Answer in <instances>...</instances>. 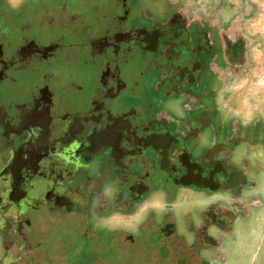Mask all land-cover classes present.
Here are the masks:
<instances>
[{"label": "flooded vegetation", "instance_id": "1", "mask_svg": "<svg viewBox=\"0 0 264 264\" xmlns=\"http://www.w3.org/2000/svg\"><path fill=\"white\" fill-rule=\"evenodd\" d=\"M260 8L259 0H91L72 15H66L67 6L47 8L42 32L33 25L37 14L15 29L0 11V136L6 135L0 140V219L10 221V211L18 209L16 216L26 213L25 224L32 228V217L51 212L46 203L52 197L68 211L85 207L89 201L80 193L74 197L76 188L66 179L73 180L72 187H104L112 159L123 165L119 171L135 170L133 190L127 194L106 184L104 194L113 195L119 207L109 215L100 209L95 219L111 221L113 211L127 219L130 209L141 213L159 198L177 205L185 195L196 196L199 205L208 206V223L198 230L192 223L190 241L177 237L183 247L176 264H231L236 247L256 242L263 248L264 98L251 95L243 105L244 96L232 95L257 68ZM65 28L73 39L61 41ZM58 47L69 48V54L57 56ZM58 60L73 73L93 74L94 83L85 89L64 82L66 94L60 98L56 82H45L37 95L30 90L8 106L12 98L4 96L14 91L10 83L42 82ZM46 110L49 117L43 119ZM32 117L45 126L53 122L58 136L67 133L68 123L75 134L78 126L84 129L64 160L66 178L48 177L64 162L58 151L50 154L51 143L43 138L30 150L19 140ZM120 126L134 134L130 142L119 134ZM115 136L118 143L112 142ZM98 151L105 158H98ZM197 208L192 207L195 213ZM101 228L97 237L94 229L79 225L71 232L81 241L108 243L106 238L112 239ZM31 232L42 238L40 231Z\"/></svg>", "mask_w": 264, "mask_h": 264}, {"label": "rangeland", "instance_id": "2", "mask_svg": "<svg viewBox=\"0 0 264 264\" xmlns=\"http://www.w3.org/2000/svg\"><path fill=\"white\" fill-rule=\"evenodd\" d=\"M90 2L91 0H0V11L10 18V24L15 29L19 27L20 21L26 22L28 19L32 20V18H34L33 14H37L36 22L33 25H36L38 32H42L43 30L45 31L47 25L45 19L48 18L45 16L44 12L47 8L52 9L61 7L65 9L67 6L68 9L65 11L66 15H72L74 12H83ZM259 3L261 5L260 9L263 11V18H260L261 20L258 22V29L262 33V43L256 51L257 68L254 72L252 71L246 79L239 82L237 90L232 93V95L237 94L236 96H244V98H239L240 101L243 100V102H240L243 103V105H246L244 103L249 101L247 97L251 95L258 96L259 100L264 98V0H259ZM15 29L13 31H15ZM65 30L67 32H65ZM70 33L71 32L65 28L63 36L60 38L61 41L73 39ZM59 47L56 52L57 56L61 51V53L66 52L67 55L69 54V48H63L61 50ZM34 63L39 64V61L37 60ZM34 63H32V65H34ZM42 64L43 62H41V65ZM52 68L51 75L49 77L48 75L44 76L45 80L42 82L21 80L20 82L10 83L14 86V91L12 90L11 92L10 89H8L7 94L4 96L6 99L12 98V103L10 102L8 106L12 107L18 104L20 98L26 93L28 95V91L30 90H32L31 95H37L39 87L43 86L45 82L51 84L56 82V85L54 84V86H56L54 88V93L56 90L57 94H55L59 95L61 98L66 94V89L60 84L72 80L73 83L75 82L86 89L90 87L91 82L93 84L95 80L93 74L86 76V74L79 75L78 73H73V71H71L72 69L63 65L60 60L56 61ZM1 69L2 67H0V70ZM95 71L97 72V70ZM4 73L5 72L1 74ZM81 73H83V71H81ZM2 80L4 79L0 76V83ZM6 83L8 82L6 81ZM30 86L31 88L28 90ZM49 86L50 85H48V87ZM90 89L87 92H89ZM45 113L41 111L43 119L44 117H49V111L46 110ZM51 114L53 115V111H51ZM78 127L75 134L74 127L68 123L67 133L58 136L57 125H54L53 122H49L45 126V124L40 121V117H32L31 121L26 122L25 126H23L22 131H24V134L19 140L25 143L30 150H34L36 149L35 146L37 142L38 147H40L39 145L43 143L44 138L46 140V145L52 144L48 149L51 150L50 154L52 155L53 152L58 151V155H60L62 161H64L69 156L68 154H70L72 144L75 145L81 140L84 129L82 130L81 126ZM118 129L120 130L119 134L127 135L126 141L130 142L134 134H130V130L124 126H120ZM43 130L44 133L41 134ZM86 133L88 132L86 131ZM53 134H56V136H54L56 140H53ZM4 136H0V140L4 139ZM66 136L67 138H64L62 142H57ZM15 138L16 137H14L16 143V139L18 138ZM116 139L117 137L115 136L112 142H115ZM116 143H118V141H116ZM101 148H103V144L100 142L96 149L101 150ZM116 148L118 149V146H116ZM52 149L54 150L52 151ZM97 153H100L98 154V158H105L106 156V154L103 156L100 151ZM49 162L50 165L55 164V161L53 162L51 159H49ZM107 162L109 168L107 175L110 181L108 182L106 180L104 184H109L118 191L122 189L125 190L127 194L128 192L131 193L134 181L130 175L131 173L135 174V170L133 171L126 166L125 171L123 169L119 171L123 166L122 164H115L112 159H107ZM68 168L69 166H67L65 161L59 166L55 164L48 173L50 174L48 177H53L55 175L60 178H66L67 175H70ZM78 179H80V177ZM66 180L71 184L72 190L76 188L72 191L73 196L76 197L80 193L81 196H85L89 201L88 204L85 207L79 206L78 209L76 208L72 211H68L63 207H58L59 205H54L52 202L54 197H52L51 202L49 204L46 203L47 209L50 210L51 208V212L43 213L34 218L32 217V220L35 221L36 224L29 229L27 224H25L27 214H21V216L17 217L18 209L14 211L11 210L9 213V216H11L10 221L6 218L0 219V264H147L148 262L156 264L158 261L157 256H161V259L163 258L161 264H169L170 262L176 264V255L183 247L181 241H190L191 239V233L194 230L192 223H194L195 229L197 230L202 228L205 223H208L209 213H205V211H208V206L205 203L204 206L201 204L199 205L200 200L197 199L194 194L193 196L195 197L185 195L182 197V199L185 198L183 202L179 203L178 201L177 205H174V202L171 200L159 198L153 203L143 206L141 213H137L138 211H136V209H130L127 212V214H129V216H126L127 219L119 215V212L113 211L112 220L110 221V217L108 219L105 217L104 219L106 222L104 223V221L95 219L97 218L96 214L100 213L98 211L101 209L105 215H109L112 212V207H119L113 195L107 196L104 194L105 185L104 187L100 185V188H97V186H82V184L72 187L73 180ZM80 181L83 183V180ZM73 185H75V183ZM103 199L104 202L102 201ZM3 201L4 199L0 198V205ZM73 201L74 200H72V202ZM193 206L201 207L196 210L199 214L193 211ZM93 213H96L94 217H92ZM201 217L202 219L200 222L196 221V219ZM81 218H85V220L79 222ZM166 222L167 224H165ZM78 225L81 228L88 227L89 229H94L93 236L95 237L98 236L97 231L100 232L99 229L103 227L108 231L110 239L112 240L108 241L106 238L105 242L108 243L104 242L105 244L96 245V242L90 243V241H85L84 239L81 241V238L77 237L75 232H71V230L76 229ZM32 230L40 231L42 233V238L36 237L35 234L31 232ZM78 235L80 236V234ZM189 235L190 238L188 239ZM178 236L181 238V241L178 240ZM127 237L130 240L129 242H125ZM131 241L135 243L133 244ZM202 242L206 243V240ZM103 254H105L104 257L101 256ZM180 258L184 259L183 256ZM178 260L183 261L182 259ZM231 264H264V247H257L256 242H253L252 246L236 247L233 258H231Z\"/></svg>", "mask_w": 264, "mask_h": 264}]
</instances>
